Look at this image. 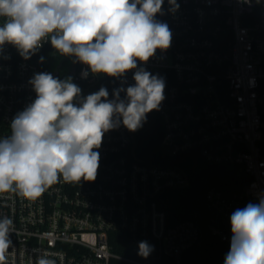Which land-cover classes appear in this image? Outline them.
Instances as JSON below:
<instances>
[{"label": "built area", "instance_id": "built-area-1", "mask_svg": "<svg viewBox=\"0 0 264 264\" xmlns=\"http://www.w3.org/2000/svg\"><path fill=\"white\" fill-rule=\"evenodd\" d=\"M176 2L172 12L164 0L155 17L168 25L170 47L137 61L165 82V99L152 111L162 126L157 159L138 155L132 132L120 123L94 149L100 154L94 181L60 177L35 199L0 193V216L14 224L7 264H36L40 255L56 264H184L207 234L231 245L232 213L248 198H264V0ZM38 49L55 55L50 40ZM50 55L35 61L12 44L0 47V139L35 100L29 83L35 74L63 80L59 69L43 68ZM68 61L72 83L97 80L76 57ZM135 71L114 77L117 89L134 85ZM188 154L246 180L239 190L210 187L193 218L169 224L161 197L190 185L181 163ZM141 241L153 246L146 258L138 254Z\"/></svg>", "mask_w": 264, "mask_h": 264}, {"label": "clouds", "instance_id": "clouds-1", "mask_svg": "<svg viewBox=\"0 0 264 264\" xmlns=\"http://www.w3.org/2000/svg\"><path fill=\"white\" fill-rule=\"evenodd\" d=\"M169 11L179 8L168 0ZM164 0H0V47L14 45L28 59L46 40L62 55L74 56L93 74L123 78L136 69L134 85L115 89L113 98L101 87L81 98L71 82L38 73L29 81L35 100L11 123V135L0 139V193L15 191L39 197L62 177L66 182L94 181L98 149L104 134L123 124L135 132L147 114L159 110L165 82L137 61L146 63L157 49L167 50L172 33L155 19ZM43 61V57L40 58ZM83 71L82 76L87 77ZM126 92L124 98L120 93ZM232 241L225 264H264V198L237 208L230 217ZM13 220L0 216V264H7ZM153 246L139 243L147 257ZM36 264H56L40 255Z\"/></svg>", "mask_w": 264, "mask_h": 264}, {"label": "trees", "instance_id": "trees-1", "mask_svg": "<svg viewBox=\"0 0 264 264\" xmlns=\"http://www.w3.org/2000/svg\"><path fill=\"white\" fill-rule=\"evenodd\" d=\"M52 51L55 52L53 56L50 55L51 50L49 49H37L30 56V59L39 61L42 56L50 55L49 63L43 64V68L59 69L63 62L71 58V56L62 55L55 49H52ZM77 86L81 89V98L104 87L109 92L108 99H112L113 91L117 89L114 77L103 74H97V80L91 85L80 84ZM120 95L121 98L125 96L121 93ZM161 133L160 118L154 112L148 113L143 126L132 132L138 155L152 161L156 160ZM183 158L181 163L188 172L190 185L178 190H167L161 197V206L167 212L169 224L193 218L194 211L202 209L204 196L210 187L217 186L227 191L239 190L246 180L245 177L232 175L230 169L222 165L208 164L194 154L184 155ZM249 203H256V201L248 198L245 204ZM230 247V244L207 234L201 245L195 246L186 252L183 262L184 264H225V257Z\"/></svg>", "mask_w": 264, "mask_h": 264}, {"label": "rangeland", "instance_id": "rangeland-1", "mask_svg": "<svg viewBox=\"0 0 264 264\" xmlns=\"http://www.w3.org/2000/svg\"><path fill=\"white\" fill-rule=\"evenodd\" d=\"M72 61H65L63 62V64H61L59 66V71H60V77L65 80V79H68L69 77H71V75L69 74V64L71 63Z\"/></svg>", "mask_w": 264, "mask_h": 264}, {"label": "water", "instance_id": "water-1", "mask_svg": "<svg viewBox=\"0 0 264 264\" xmlns=\"http://www.w3.org/2000/svg\"><path fill=\"white\" fill-rule=\"evenodd\" d=\"M56 75H57V73H54V75H53V76L55 77Z\"/></svg>", "mask_w": 264, "mask_h": 264}]
</instances>
